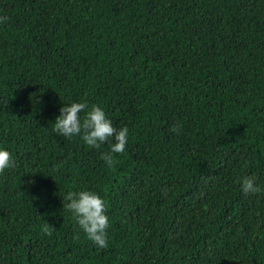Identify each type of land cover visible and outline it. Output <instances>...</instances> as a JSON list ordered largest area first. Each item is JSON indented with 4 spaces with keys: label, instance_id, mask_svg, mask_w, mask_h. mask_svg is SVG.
Masks as SVG:
<instances>
[{
    "label": "trees",
    "instance_id": "1",
    "mask_svg": "<svg viewBox=\"0 0 264 264\" xmlns=\"http://www.w3.org/2000/svg\"><path fill=\"white\" fill-rule=\"evenodd\" d=\"M0 264H264V0H0ZM71 100L129 139L52 131ZM106 201L107 246L63 208Z\"/></svg>",
    "mask_w": 264,
    "mask_h": 264
},
{
    "label": "clouds",
    "instance_id": "2",
    "mask_svg": "<svg viewBox=\"0 0 264 264\" xmlns=\"http://www.w3.org/2000/svg\"><path fill=\"white\" fill-rule=\"evenodd\" d=\"M5 19L6 17H0V22ZM52 131L63 138H78L84 146L92 149L107 143V151L99 153V158L107 166L112 165L113 154L125 150L129 139L126 126H115L102 106L85 100L64 101L59 114L52 121ZM15 167L10 151L0 144V172ZM239 187L245 195L264 191L255 175L240 177ZM63 201V208L73 216L87 240L98 249L105 248L109 218L104 198L97 191L82 187L67 191L63 195Z\"/></svg>",
    "mask_w": 264,
    "mask_h": 264
}]
</instances>
